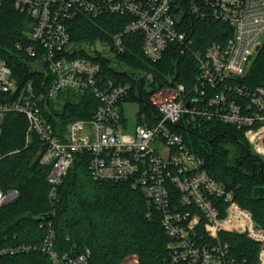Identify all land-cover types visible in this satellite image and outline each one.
<instances>
[{"label":"built area","instance_id":"obj_1","mask_svg":"<svg viewBox=\"0 0 264 264\" xmlns=\"http://www.w3.org/2000/svg\"><path fill=\"white\" fill-rule=\"evenodd\" d=\"M13 1L16 9L31 18L25 32L29 44L18 43L16 48L49 83L39 92L33 80L19 87L13 69L0 57V115L26 117L25 147L32 143L33 135L42 141L39 159L50 167L46 177L50 202L55 203L58 187L76 156L89 154L94 179L141 188L161 213L170 238L166 249L171 264H264V228L234 200L232 192L207 173L202 158L176 130L196 121L229 124L243 130L254 152L264 159V85L247 83L253 79L251 67L264 45V0ZM3 2L0 0V11ZM82 13L129 15L130 21L113 36L112 45L85 44L81 49L92 57L75 56L77 48L71 42L68 23ZM194 17L227 22L229 39L199 49L187 20ZM126 34L142 37L143 54L153 62L172 48L176 54L191 53L199 68L188 87L182 83L152 86L153 79L146 82L149 99L145 104L157 116L143 123L136 120L132 126L123 116V104L134 102L129 99L132 85L106 81L95 60L101 53L121 70L116 54L124 52ZM137 80L141 84L142 79ZM86 92L98 100L91 118L70 121L57 132L46 115L48 103H55L58 110L67 100ZM18 196L17 190L6 191L0 185V207ZM201 224L207 239L198 231ZM44 225L46 236L39 244L0 246V264H8L10 256L35 250L47 255L52 264L90 263L87 247L81 252L56 250L52 222L40 226ZM221 232L243 235L258 244L256 259L249 262L235 256L229 243L220 238Z\"/></svg>","mask_w":264,"mask_h":264},{"label":"trees","instance_id":"obj_2","mask_svg":"<svg viewBox=\"0 0 264 264\" xmlns=\"http://www.w3.org/2000/svg\"><path fill=\"white\" fill-rule=\"evenodd\" d=\"M187 15L185 16V18ZM190 33L197 38L196 46L204 49L211 43L224 44L231 35L225 21L214 18H187ZM130 21L129 15L103 14L93 17L79 14L68 23L71 42L77 48L75 56H88L81 47L85 44H111L113 36L123 31ZM31 18L15 7L13 0H4L0 11V57L13 69L19 87L33 80L36 90L43 91L49 83L43 73L31 69V59L25 58L16 45H28L25 32ZM139 34H126L122 39L124 52L116 54L123 69L118 70L112 60L97 53L101 75L106 81L130 83V100L139 101L142 113L153 118L148 102L147 83L142 78L138 85L136 71H147L151 85L182 83L191 85L199 73L191 53L176 54L169 49L157 62L149 60L142 50ZM153 66V69L149 66ZM252 86L264 85V45L251 67ZM43 82V83H42ZM46 112L57 132L76 119H90L98 100L89 92L76 100H67L60 109L48 103ZM143 123V118H139ZM28 127L26 117L18 113L5 115L0 136V185L17 190L18 198L0 207V246L20 243L39 244L46 236L43 222L51 221L55 232V248L60 253L91 250L89 264H127L138 259V264H171L166 249L170 238L161 223V213L149 201L141 188L129 183L107 182L93 178L89 169V154H78L68 175L58 187L57 199L49 200L50 186L46 179L50 167L40 163L42 141L33 135L32 143L25 147ZM196 155L202 158V167L227 191L234 200L251 212L255 223L264 228V159L254 152L243 130L215 121H196L179 125L176 129ZM225 206V205H224ZM53 214L50 220L36 219ZM198 231L205 235L203 224ZM228 242L232 253L249 262L257 257L259 245L245 236L220 233ZM8 264H52L39 250L7 258Z\"/></svg>","mask_w":264,"mask_h":264},{"label":"rangeland","instance_id":"obj_3","mask_svg":"<svg viewBox=\"0 0 264 264\" xmlns=\"http://www.w3.org/2000/svg\"><path fill=\"white\" fill-rule=\"evenodd\" d=\"M147 66H149V68L153 69V66H151V65H147ZM120 69H123V67H120ZM146 72H147L146 70L145 71H136L135 76L137 79L145 78L146 82H149L152 79V77H151V75H147ZM61 98H63V95ZM140 107H141V105H140L139 101H134V102L123 104V116H124L125 120L131 126L133 124H135L134 122L136 120H139L140 117H142L143 120L150 117L148 114H145L144 116H142L141 113H138ZM151 113L153 114L154 118H155V116H157L155 111H151ZM4 118H5V116L0 115V126L2 125V123L4 121ZM89 126L90 125H87L88 128H89ZM0 136H1V130H0ZM25 143H26V134H25ZM127 264H138V259L135 258L133 260H130L129 262H127Z\"/></svg>","mask_w":264,"mask_h":264},{"label":"water","instance_id":"obj_4","mask_svg":"<svg viewBox=\"0 0 264 264\" xmlns=\"http://www.w3.org/2000/svg\"><path fill=\"white\" fill-rule=\"evenodd\" d=\"M53 218V214H47V215H43V216H41V217H39V218H37L36 220L37 221H41V220H50V219H52Z\"/></svg>","mask_w":264,"mask_h":264}]
</instances>
